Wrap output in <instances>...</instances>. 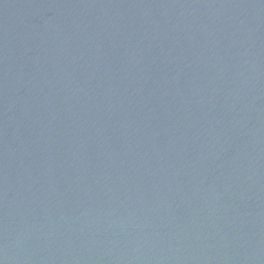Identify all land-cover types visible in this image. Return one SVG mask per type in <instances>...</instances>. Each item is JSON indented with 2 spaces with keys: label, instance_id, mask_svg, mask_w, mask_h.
<instances>
[{
  "label": "water",
  "instance_id": "1",
  "mask_svg": "<svg viewBox=\"0 0 264 264\" xmlns=\"http://www.w3.org/2000/svg\"><path fill=\"white\" fill-rule=\"evenodd\" d=\"M0 264H264V0H0Z\"/></svg>",
  "mask_w": 264,
  "mask_h": 264
}]
</instances>
